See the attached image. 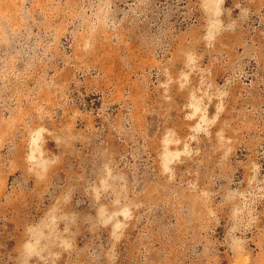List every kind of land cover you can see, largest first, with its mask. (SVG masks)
Listing matches in <instances>:
<instances>
[{"label": "rangeland", "instance_id": "374dc122", "mask_svg": "<svg viewBox=\"0 0 264 264\" xmlns=\"http://www.w3.org/2000/svg\"><path fill=\"white\" fill-rule=\"evenodd\" d=\"M0 264H264V0H0Z\"/></svg>", "mask_w": 264, "mask_h": 264}]
</instances>
